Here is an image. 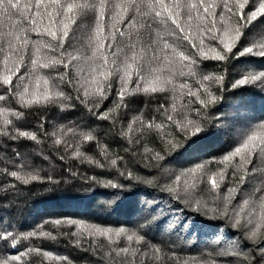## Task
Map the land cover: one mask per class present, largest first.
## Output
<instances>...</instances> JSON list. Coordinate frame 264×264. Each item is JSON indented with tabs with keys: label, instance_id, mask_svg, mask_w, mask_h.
Returning a JSON list of instances; mask_svg holds the SVG:
<instances>
[{
	"label": "trees",
	"instance_id": "1",
	"mask_svg": "<svg viewBox=\"0 0 264 264\" xmlns=\"http://www.w3.org/2000/svg\"><path fill=\"white\" fill-rule=\"evenodd\" d=\"M77 23L79 27L73 28L76 37L73 44L80 49L82 56H90L84 32L92 26L93 17L89 14ZM246 35L247 39H243L234 52L254 42L264 43V18L254 22ZM32 38L49 39L37 35ZM216 43L205 36V48ZM183 50L188 52L187 47ZM109 58L111 61L110 54ZM91 64V61L81 59L73 61L67 69L58 65L55 69L40 70V74L51 77L68 74L71 85L61 82L60 87L72 97L65 102L70 107L41 104L21 108L10 96L0 101V108L24 113L20 120L9 118L21 130L35 133L39 141L23 138L13 141L0 136V235L11 232L16 237V241L0 240V259L25 253L14 264H101V261L113 264L109 257L111 250L104 247L107 241L98 236L88 238L86 229L96 225L113 229L123 227L144 237L141 244L133 245L139 252L135 258H130L131 264H184L185 261L189 264L193 261L199 264H264V240L259 237L255 241L248 239L250 233L247 230L259 224V217L253 212L256 206L249 207L243 214V229L231 223L239 209L238 200L249 197L255 188L264 185V164L257 159V167L251 169L249 179L242 183L240 177L245 173L234 170L239 163L238 157L230 163L218 162L245 138L246 133L264 122V82L233 87L248 73H264V58L201 59L193 66L194 76L187 75L188 67L183 69L186 75H175L177 87L174 92L151 96L126 94V106L111 112L108 110L113 109L114 102L119 99L118 76L115 74L110 77L111 94L105 89L108 100L99 107H93L91 102L87 106L81 103L84 97L77 89L88 84L94 89L93 76L97 82L103 80L99 72L104 69L91 73ZM119 64L120 58L117 65L110 62L106 68L114 72ZM29 68L30 65H26L20 69L19 75L24 77V83L30 79ZM208 74L222 76V83L203 81L204 86H201L202 76ZM181 83L187 87L181 89ZM13 84L21 85V81L14 76ZM134 86L133 78L128 91ZM189 88L193 92L199 89L202 98H207L206 89L210 90L219 99L204 108L187 95ZM32 90L30 86V92ZM0 94H5L2 86ZM77 95L80 100L76 99ZM173 103L181 113L208 129L191 148L178 156L168 152L169 142L173 138L182 141L184 136L177 134L179 130L166 120L162 114L164 109L160 108L164 105L170 114L175 115ZM100 113H108V119L99 118ZM141 116L143 123L136 120L129 131L130 122ZM154 117L157 124L165 125L163 129L145 126ZM176 118L180 119V116L176 115ZM82 133H91L95 138L83 139ZM56 140L61 143H55ZM157 154L165 158L157 159ZM207 161H212L208 164L209 174L224 173L218 191L211 190L206 176L203 180L196 179L199 187L188 192L183 190L184 180L191 184L194 178L182 177L178 186L179 197L166 190L176 187V177L181 173ZM14 170L21 175L32 172L39 178L24 184L8 174ZM107 181L120 187H105ZM229 188L238 189V192L230 193L237 199H227L226 190ZM191 199H199L203 205L201 212L207 210L209 216L214 214V208L223 211L227 200L228 218L211 222L201 219L186 203ZM57 220L61 223L56 224ZM80 222L84 229L78 226ZM189 224L192 230H189ZM82 231L83 236L80 235ZM29 232L36 235L23 239V235ZM42 232L51 234L54 239L41 235ZM156 248L161 251L153 254ZM28 249H39L40 253ZM43 252L52 256L46 257Z\"/></svg>",
	"mask_w": 264,
	"mask_h": 264
},
{
	"label": "snow or ice",
	"instance_id": "2",
	"mask_svg": "<svg viewBox=\"0 0 264 264\" xmlns=\"http://www.w3.org/2000/svg\"><path fill=\"white\" fill-rule=\"evenodd\" d=\"M89 14L93 17V24L85 29L84 38L87 39L86 47L91 50V55L82 56L80 49L73 44L76 38L73 28L74 26L78 28L77 21ZM261 18H264V0H219V3L217 0H0V66L3 68V72L0 73V86L4 88L5 93L0 94V101L10 96L21 108H32L41 104L56 105L61 108L70 107L71 105L65 102L72 97L60 87L61 82L71 85L72 81L67 78L68 74L65 72L58 74L57 77H51L40 74V70L55 69L58 65L67 69L73 61L81 59L92 62L91 73L104 69L99 72L103 80L97 82L95 76L92 77V84L96 85L94 89L87 80L85 81L88 84L87 87L82 86L77 89L78 92L82 91L84 99L81 103L85 106L91 102L93 107H99L101 103L108 100L105 89L111 94L110 77L114 74L118 76L119 99L114 102L113 109H109V112L126 106L124 105L126 94L141 93L151 96L168 91L174 92L177 87L174 81L175 75L177 73L181 76L186 75L183 69L188 67L187 75L194 76L193 66L197 65L201 59L226 61L230 56L264 58V43L254 42L242 49H237L236 52L233 51L243 39H247V31ZM33 35L46 36L49 39L34 40ZM205 36L217 43L205 48ZM185 47L188 48V52L183 50ZM69 49L72 50L69 51ZM49 53H55V55H49ZM118 58H120V64L115 67L114 72L106 68L110 62L112 65H117ZM26 65H30L28 70L30 79L24 83V77L19 73L21 67ZM14 76L21 81V85L13 84ZM133 78L135 86L129 92L128 85L132 83ZM203 81L222 83L223 77L208 74L202 76L201 86H204ZM257 81L264 82V73H248L233 87L254 84ZM30 86L33 89L31 92ZM179 87L183 89L187 85L181 83ZM13 88L17 90L13 91ZM187 95L204 108L219 99L207 89L205 92L207 98L201 97L199 89L193 92L189 88ZM76 99L80 100V95H77ZM172 99L174 100L175 97L173 96ZM160 108L164 109L162 114L166 120L173 123L179 130L177 134L182 133L184 136L182 141L173 138L169 142L168 152L173 156L187 151L205 131H208L207 128H202L197 120L181 113L175 103L172 104L175 115L170 114L164 105ZM176 115H179L180 119H177ZM9 116L20 120L24 113L0 108V122L3 125L0 127V136H7L13 141L23 138L39 143L35 133L21 130ZM99 118L108 119V113H100ZM136 120H141L143 123L142 116L134 118L129 124V131L132 130V124ZM145 126L157 129L165 127L163 123L157 124L155 117ZM81 135L86 140L95 138L91 133ZM55 143L59 144L61 141L56 140ZM78 155L83 154L78 153ZM237 157L239 163L235 165L234 170L245 173L240 177L243 183L249 179L251 169L257 167L255 163L257 159L264 164V122L246 133L245 138L224 154L218 162L230 163ZM155 158L164 159L165 157L157 154ZM211 162L198 164L181 173L176 177V187H168L166 190L169 193H176L179 197L178 186L182 177L194 178L191 184L187 179L184 180L183 190L188 192L190 189L199 187L195 182L196 179L203 180L206 176L211 190L218 191L224 180V173L209 174L208 164ZM112 163L115 164L116 161L113 160ZM8 174L24 184L39 178L32 172L21 175L19 171L14 170ZM104 186L120 187L112 181L104 182ZM233 191L238 192V189L226 190L227 199H237L230 195ZM186 203L197 216L209 222L228 218L227 200L223 211L212 209L214 213L212 216L208 215L207 210L201 212L203 205L199 199L187 200ZM238 204L239 209L231 218L233 226L243 229L244 226L241 223L243 214L249 207L256 206L253 207V212L258 215L259 224L247 230L250 233L248 239L255 241L259 237L264 240V185L255 188L249 197L238 200ZM55 223L60 224L61 221L57 220ZM70 223L77 224L76 221H70ZM248 223H251V220ZM78 226L84 229L82 222ZM188 228L192 230L191 224ZM86 231L89 239L98 236L107 241L104 247L111 250L109 257L113 264H131L130 258H135L139 252V249L134 248L133 245H139L144 241L143 236L123 227L113 229L93 225ZM35 235V232H29L23 235V239ZM41 235L54 239L49 233L42 232ZM80 235L83 236V231ZM8 239L16 241V237L11 232L0 235V240L7 242ZM97 250L99 252V248ZM28 251L40 253L39 249H28ZM160 251L161 249L156 248L153 254ZM42 254L46 257L52 256L48 252ZM23 255L25 253L0 259V264H14L20 261ZM53 258L67 259L66 257ZM184 264L189 262L185 261ZM192 264H199V262L193 261Z\"/></svg>",
	"mask_w": 264,
	"mask_h": 264
}]
</instances>
